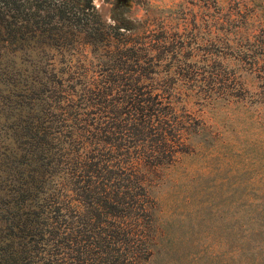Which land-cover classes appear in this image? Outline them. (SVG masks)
Instances as JSON below:
<instances>
[{
	"label": "trees",
	"instance_id": "16d2710c",
	"mask_svg": "<svg viewBox=\"0 0 264 264\" xmlns=\"http://www.w3.org/2000/svg\"><path fill=\"white\" fill-rule=\"evenodd\" d=\"M120 27L89 1L0 0V264H148L166 249L153 186L206 125ZM227 31V58L264 81L263 28ZM211 77L198 95L238 101L240 74ZM256 218L225 264H264V203Z\"/></svg>",
	"mask_w": 264,
	"mask_h": 264
},
{
	"label": "rangeland",
	"instance_id": "374dc122",
	"mask_svg": "<svg viewBox=\"0 0 264 264\" xmlns=\"http://www.w3.org/2000/svg\"><path fill=\"white\" fill-rule=\"evenodd\" d=\"M86 1L107 23L139 36L149 55L159 54L160 75L187 88L180 97L206 125L153 186L166 249L148 264H225L227 246L254 228L264 203V120L255 107L264 81L250 62L227 58L228 20L246 18L264 30V0ZM83 51L91 57L89 46ZM216 69L240 74L230 106L198 95Z\"/></svg>",
	"mask_w": 264,
	"mask_h": 264
}]
</instances>
